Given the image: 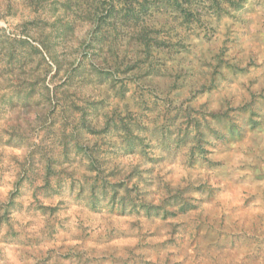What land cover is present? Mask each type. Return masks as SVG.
<instances>
[{
  "label": "rangeland",
  "instance_id": "1",
  "mask_svg": "<svg viewBox=\"0 0 264 264\" xmlns=\"http://www.w3.org/2000/svg\"><path fill=\"white\" fill-rule=\"evenodd\" d=\"M0 264H264V0H0Z\"/></svg>",
  "mask_w": 264,
  "mask_h": 264
}]
</instances>
